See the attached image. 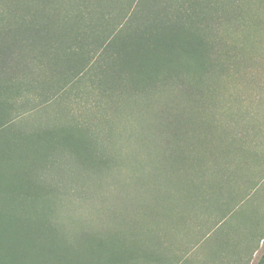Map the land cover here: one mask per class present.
Segmentation results:
<instances>
[{"label": "rangeland", "instance_id": "1", "mask_svg": "<svg viewBox=\"0 0 264 264\" xmlns=\"http://www.w3.org/2000/svg\"><path fill=\"white\" fill-rule=\"evenodd\" d=\"M221 2L224 68L206 83L166 80L149 94L114 98L90 76L58 88L59 75L43 64L15 98L18 128L49 118L91 126L95 159L109 166L76 181L64 157L49 182L63 191L69 226L85 221L104 239L121 238L120 248L135 250L132 264H259L264 254V0ZM35 234L20 232V264H39Z\"/></svg>", "mask_w": 264, "mask_h": 264}, {"label": "trees", "instance_id": "2", "mask_svg": "<svg viewBox=\"0 0 264 264\" xmlns=\"http://www.w3.org/2000/svg\"><path fill=\"white\" fill-rule=\"evenodd\" d=\"M225 7L221 0H0V264H20L25 231L36 232L39 264H132L136 256L119 247L121 238L104 239L87 222L75 228L79 221L69 226L61 216L63 191L49 182L60 161L77 166L76 181L109 165L95 159L91 126L49 118L16 127L12 113L27 72L48 66L59 75L58 88L90 76L114 98L149 94L166 80L206 83L224 68L215 31ZM54 93L42 107H50ZM79 187L74 193L82 196Z\"/></svg>", "mask_w": 264, "mask_h": 264}]
</instances>
